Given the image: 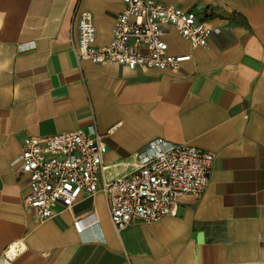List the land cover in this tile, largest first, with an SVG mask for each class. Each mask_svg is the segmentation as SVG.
Returning <instances> with one entry per match:
<instances>
[{"label":"crops","instance_id":"0c3cea01","mask_svg":"<svg viewBox=\"0 0 264 264\" xmlns=\"http://www.w3.org/2000/svg\"><path fill=\"white\" fill-rule=\"evenodd\" d=\"M158 1L195 8L215 30L192 47L167 27L168 53L191 56L173 70L76 60L78 12L105 46L121 0H0V264H264V0ZM91 123L112 128L105 163L154 138L211 152L204 192L118 232L102 193L39 221L16 172L23 138Z\"/></svg>","mask_w":264,"mask_h":264},{"label":"built area","instance_id":"2783aa9c","mask_svg":"<svg viewBox=\"0 0 264 264\" xmlns=\"http://www.w3.org/2000/svg\"><path fill=\"white\" fill-rule=\"evenodd\" d=\"M121 2L123 8L115 17L112 37L101 47L94 44L91 12H78L76 37L71 39L76 60L108 62L130 70L138 66L173 70L191 56L168 53L164 40L167 27L192 47L206 46L215 31L195 8L158 0ZM111 131L112 128L100 133L91 123L49 136L23 138L16 172L27 177L28 191L22 202L39 221L55 216L58 206L68 209L80 198L102 193L118 232L132 222H155L175 216L183 195L204 192L213 159L211 152L154 138L127 158L105 163L104 139ZM73 227L81 233L82 219L76 217Z\"/></svg>","mask_w":264,"mask_h":264},{"label":"bare ground","instance_id":"6f19581e","mask_svg":"<svg viewBox=\"0 0 264 264\" xmlns=\"http://www.w3.org/2000/svg\"><path fill=\"white\" fill-rule=\"evenodd\" d=\"M15 251H16L15 250V246L13 245V246L9 247L7 253H8L9 256H11L12 254H14Z\"/></svg>","mask_w":264,"mask_h":264},{"label":"water","instance_id":"95a60500","mask_svg":"<svg viewBox=\"0 0 264 264\" xmlns=\"http://www.w3.org/2000/svg\"><path fill=\"white\" fill-rule=\"evenodd\" d=\"M220 15H225V16H229V17H231L230 14H227V13H225V12H220Z\"/></svg>","mask_w":264,"mask_h":264}]
</instances>
